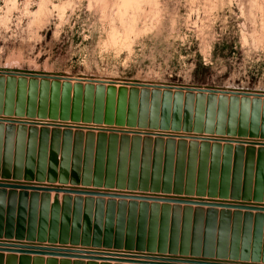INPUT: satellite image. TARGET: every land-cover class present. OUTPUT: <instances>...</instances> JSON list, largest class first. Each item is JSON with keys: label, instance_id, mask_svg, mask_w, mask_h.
<instances>
[{"label": "rangeland", "instance_id": "1", "mask_svg": "<svg viewBox=\"0 0 264 264\" xmlns=\"http://www.w3.org/2000/svg\"><path fill=\"white\" fill-rule=\"evenodd\" d=\"M0 185V264H264L183 240L264 209V0H0Z\"/></svg>", "mask_w": 264, "mask_h": 264}, {"label": "water", "instance_id": "2", "mask_svg": "<svg viewBox=\"0 0 264 264\" xmlns=\"http://www.w3.org/2000/svg\"><path fill=\"white\" fill-rule=\"evenodd\" d=\"M197 90H201L202 88H195ZM4 185H0V187H3ZM26 188V187H25ZM63 190L58 189L57 192H61ZM1 193V191H0ZM33 199H36V197H33ZM45 200L48 203V200L45 198ZM168 203L170 202H175L177 205H180L181 203H185L183 201H167ZM165 204L163 207L162 211L161 208H159L157 205H154L151 207V212H152V220L153 222L150 223L152 227L156 226V219L158 218L159 215H162L163 222H162V227L167 228L169 223H168V217L170 216V213L172 212L170 210V206ZM186 204H191V203H186ZM201 204V203H199ZM78 205V203H77ZM216 207V205L214 206ZM99 208V205H98ZM125 208V207H124ZM124 208H121V211L124 210ZM136 206L133 205L132 209L135 210ZM146 208V206H145ZM92 209V206H91ZM100 209V208H99ZM248 212L256 210L258 212L256 216H253L251 213H247L244 217V220H242V215L240 213L235 214L232 216L226 209L222 214H221V223L219 226V239H218V246H217V251L215 249V233L217 230V214L215 211L210 210L207 213V218H206V224L207 226H210L205 230V232H202V227L204 224V212L202 209H197L195 214L193 215V210L190 205H187V207L184 210V241L186 244L189 245V242H191V254L192 255H200L202 251V245H203V239L202 235L204 236V247H203V254L204 256H209L213 257L215 252L216 256L219 259H226L228 256H230L231 259H236L238 257V252H240V244H239V234L241 230V225L244 222V226L246 227L245 233L251 235L254 233V242L251 244V241L248 239L243 240L242 243V258L248 259L249 257H252L253 260H258L263 256L264 258V244L262 242V238H264V215L262 214L261 211H264V209L260 208H252V207H247ZM102 210V209H100ZM180 210H173L175 216L179 213ZM114 209L111 207L109 209V214L110 219H113V214ZM162 212V214H161ZM172 212V213H173ZM121 216H123V213H121ZM151 220V221H152ZM194 224V230L192 233V239H191V234H190V227L191 224ZM173 228H178V223L173 222ZM234 230V235L236 236L233 238L230 243V233L231 230ZM190 234V236H189ZM156 236V235H155ZM155 236L153 235L152 238L155 240ZM185 244L184 248H182L181 252L187 254L189 252V247ZM231 244V245H230ZM20 253H23L24 251H18ZM27 253V252H25ZM30 253V252H29ZM36 255H42V252H33ZM195 264V263H192ZM196 264H231V263H226V262H198ZM233 264V263H232Z\"/></svg>", "mask_w": 264, "mask_h": 264}]
</instances>
